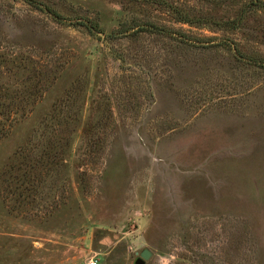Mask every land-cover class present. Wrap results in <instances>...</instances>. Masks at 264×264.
<instances>
[{
	"label": "rangeland",
	"instance_id": "rangeland-1",
	"mask_svg": "<svg viewBox=\"0 0 264 264\" xmlns=\"http://www.w3.org/2000/svg\"><path fill=\"white\" fill-rule=\"evenodd\" d=\"M144 249L264 264V0H0V264Z\"/></svg>",
	"mask_w": 264,
	"mask_h": 264
},
{
	"label": "water",
	"instance_id": "water-1",
	"mask_svg": "<svg viewBox=\"0 0 264 264\" xmlns=\"http://www.w3.org/2000/svg\"><path fill=\"white\" fill-rule=\"evenodd\" d=\"M151 257V253L144 249L138 256V258L134 261V264H145Z\"/></svg>",
	"mask_w": 264,
	"mask_h": 264
},
{
	"label": "trees",
	"instance_id": "trees-1",
	"mask_svg": "<svg viewBox=\"0 0 264 264\" xmlns=\"http://www.w3.org/2000/svg\"><path fill=\"white\" fill-rule=\"evenodd\" d=\"M178 21H179V22H186V21H188V20H187V18H179Z\"/></svg>",
	"mask_w": 264,
	"mask_h": 264
},
{
	"label": "built area",
	"instance_id": "built-area-1",
	"mask_svg": "<svg viewBox=\"0 0 264 264\" xmlns=\"http://www.w3.org/2000/svg\"><path fill=\"white\" fill-rule=\"evenodd\" d=\"M90 264H95V263L91 261Z\"/></svg>",
	"mask_w": 264,
	"mask_h": 264
}]
</instances>
